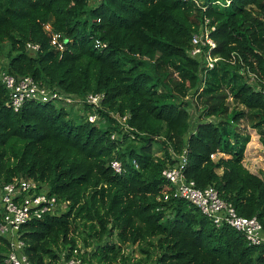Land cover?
I'll return each instance as SVG.
<instances>
[{
    "label": "trees",
    "instance_id": "1",
    "mask_svg": "<svg viewBox=\"0 0 264 264\" xmlns=\"http://www.w3.org/2000/svg\"><path fill=\"white\" fill-rule=\"evenodd\" d=\"M199 1L100 0L89 8L88 0H0L4 72L71 95H104L99 126L75 123L52 103L28 101L14 112L0 82V184L32 180L68 203L20 228L30 264H59L79 244L84 264H264V244L215 227L170 196L162 177L171 154L185 149V177L214 187L264 229V180L243 161L249 130L264 152V98L249 84L250 73L264 77V0ZM205 18L220 60L203 75L204 61L188 50ZM46 24L66 40L62 51ZM29 43L39 50L29 52ZM109 112L127 115V132ZM8 252L0 236V261Z\"/></svg>",
    "mask_w": 264,
    "mask_h": 264
},
{
    "label": "built area",
    "instance_id": "2",
    "mask_svg": "<svg viewBox=\"0 0 264 264\" xmlns=\"http://www.w3.org/2000/svg\"><path fill=\"white\" fill-rule=\"evenodd\" d=\"M191 2L194 6L200 7L199 0H183ZM229 1L224 3L220 1L213 2L214 5L227 7ZM208 19H203L199 29L192 34L188 54L192 59H202L205 64L203 75L213 69L220 57L213 55L216 44L211 34L215 30L209 26ZM44 31L49 37L51 46L62 51L66 40L54 32H51L50 26L46 24ZM96 48H103L105 44L95 41ZM29 52H37L39 46L27 44ZM0 82L8 91L9 99L7 105L18 112L22 106L28 102L52 103L63 107H70L81 112L86 116L83 120L92 125H102L104 118L99 115L98 110L102 108L104 99L103 94L88 93L83 96L68 94L58 88H48L34 81L29 76H13L6 72L0 74ZM249 84L257 91H260L264 98V77L256 73L249 74ZM258 84H262L260 87ZM108 115L114 119L123 132L129 129L125 123L127 115L120 116L117 113L109 112ZM115 135H112L113 139ZM160 156V154H157ZM219 154H211L210 159L216 160ZM174 163L162 171V177L170 185L172 191L170 196L183 199L199 209L200 213L207 218L215 227L228 226L241 233L247 243L253 246L264 244V229L255 217L239 216L235 208L223 201L217 190L210 186L204 189L196 187L194 181L185 177L184 171L187 165L186 150L181 154H171ZM110 167L115 174H122L123 167L119 161L113 160ZM169 194H164L163 199L167 200ZM67 202H57L54 196H48L44 188L32 180L16 178L7 184H0V210L2 218L0 222V236L9 243V252L0 261V264H30L23 253L25 247L21 240L20 228L28 222L40 219L46 214L60 215L66 211ZM79 249L72 250L68 259L62 258L59 264H84Z\"/></svg>",
    "mask_w": 264,
    "mask_h": 264
},
{
    "label": "rangeland",
    "instance_id": "3",
    "mask_svg": "<svg viewBox=\"0 0 264 264\" xmlns=\"http://www.w3.org/2000/svg\"><path fill=\"white\" fill-rule=\"evenodd\" d=\"M89 8L96 7L100 0H88ZM6 49L0 53V74L6 70L7 66V59L5 54ZM57 107H61L57 105ZM65 112L68 114V118L72 119L73 122L79 123L83 120L86 116L85 112H81L80 110H76L70 107H64ZM191 114V122H196L197 116L199 113L191 107L190 109ZM102 127V126H101ZM251 132V133H250ZM251 135V142L247 145L245 154H244V164L254 173H258L262 175L264 180V152L262 147L258 143V139L256 136L253 135V132L249 130ZM255 137V138H254ZM79 250L82 251L81 244H79ZM135 251V249H134ZM139 252L135 253V256L139 257Z\"/></svg>",
    "mask_w": 264,
    "mask_h": 264
}]
</instances>
